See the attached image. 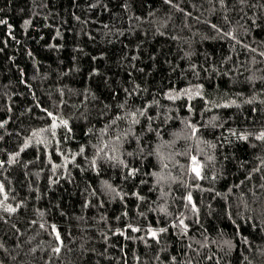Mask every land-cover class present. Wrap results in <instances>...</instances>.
I'll list each match as a JSON object with an SVG mask.
<instances>
[{
    "label": "trees",
    "instance_id": "trees-1",
    "mask_svg": "<svg viewBox=\"0 0 264 264\" xmlns=\"http://www.w3.org/2000/svg\"><path fill=\"white\" fill-rule=\"evenodd\" d=\"M0 264H264V0H0Z\"/></svg>",
    "mask_w": 264,
    "mask_h": 264
}]
</instances>
